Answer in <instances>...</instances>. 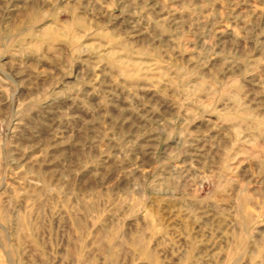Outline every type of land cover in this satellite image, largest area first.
Returning a JSON list of instances; mask_svg holds the SVG:
<instances>
[{
	"label": "rangeland",
	"instance_id": "rangeland-1",
	"mask_svg": "<svg viewBox=\"0 0 264 264\" xmlns=\"http://www.w3.org/2000/svg\"><path fill=\"white\" fill-rule=\"evenodd\" d=\"M0 264H264V0H0Z\"/></svg>",
	"mask_w": 264,
	"mask_h": 264
}]
</instances>
